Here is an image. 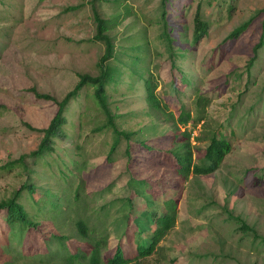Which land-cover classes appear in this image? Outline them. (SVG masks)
Segmentation results:
<instances>
[{
    "label": "trees",
    "instance_id": "1",
    "mask_svg": "<svg viewBox=\"0 0 264 264\" xmlns=\"http://www.w3.org/2000/svg\"><path fill=\"white\" fill-rule=\"evenodd\" d=\"M101 1L88 0L95 26L88 41L104 46L95 64L96 74H79L76 84L61 100L39 93L34 87L28 89L37 100L53 103L56 111L45 128L27 126L42 134L35 150L0 166V174L18 171L21 177L9 197L0 200V264H142L157 253L159 243L175 227L178 203L190 176L216 172L232 150L229 137L234 136V129L248 124L254 108L259 107V112L264 107V84L259 83V92L254 93L255 101L245 115H236L235 105L224 119L209 111L211 99L201 92L194 72L185 69L183 63L191 55V48L208 35L209 24L201 18L200 2L192 16L190 35L179 13L187 10L190 0H160L159 16L149 22L150 28L158 30L155 37L163 46L155 55L161 57L169 73L168 82L158 93L156 76L150 70L152 50H141L136 43L127 46L129 40L124 35L130 28L125 27L117 35L120 21L103 16ZM216 1L219 10L224 9L229 18L233 6H227L228 0ZM84 5L68 7L65 12H75ZM255 17L233 30L227 39L238 38ZM261 28L253 55L245 65L250 79L240 97L248 91L252 82L250 71L264 47V23ZM126 72L131 79L129 87L136 79L143 82L145 115L150 118L135 130L121 128L118 121L125 116L112 113L109 107L108 88L119 87ZM235 73L234 81L240 82L242 72ZM185 88L191 89L189 106L183 100L187 97ZM81 95L89 100L79 101L84 109L77 107L76 125L69 121L68 108ZM168 95L178 107L176 116L164 102L163 97ZM93 110L96 116L91 119L89 133H110L104 162L110 170L120 163V170L113 182L92 194L85 186L88 164L80 153L82 130L78 124ZM68 125L74 129V137L66 134L64 128ZM232 180L240 183L242 179L235 176ZM118 182L123 194L105 199L104 194L112 193ZM233 220L253 243L264 245V238L252 228L239 218Z\"/></svg>",
    "mask_w": 264,
    "mask_h": 264
},
{
    "label": "rangeland",
    "instance_id": "2",
    "mask_svg": "<svg viewBox=\"0 0 264 264\" xmlns=\"http://www.w3.org/2000/svg\"><path fill=\"white\" fill-rule=\"evenodd\" d=\"M199 2L201 18L209 24V31L191 48V55L183 62L184 68L194 72L201 92L211 99L208 109L212 114L224 119L235 105L236 115L243 116L255 101L259 83L264 84L262 47L250 71L252 85H247L248 91L242 97L239 95L250 79L245 65L262 32L264 13L259 11L264 10V0H228L227 6H233L229 18L224 9L216 6V0H190L186 11H179L188 35ZM88 3V0H0V166L35 150L42 134L27 126L45 128L56 111L53 103L37 100L29 88L61 100L76 84L79 74H96L95 64L104 46L88 41L95 33ZM159 3L160 0H102L99 3L106 19H119L117 35L125 27L130 28L124 35L129 40L127 46L136 43L141 50H152L150 70L156 76L158 93L169 80L167 65L155 55L156 50L163 49L155 37L158 30L150 28L149 23L159 16ZM81 4L85 5L80 10L65 12L66 8ZM253 16L255 19L238 38L227 39ZM235 72H242L240 82L234 81ZM130 80L126 72L119 87L108 88L110 110L125 116L123 121H118L125 130H135L150 120L145 115L143 82L136 79L129 87ZM185 90L187 97L183 100L189 106L191 89ZM163 99L176 116L178 107L173 98L168 95ZM88 100L86 95H81L80 100L71 101L69 121L77 125V114L74 115L77 107L84 109L79 101ZM258 108L252 110L248 124L242 123L234 129V136L229 137L232 150L221 167L207 176H190L178 203L175 227L159 243L157 253L142 264H264V245L253 243L233 220L239 218L264 238V107L259 112ZM72 113L74 116L70 117ZM131 113L136 115L130 116ZM95 116L93 110L78 124L82 130L80 153L88 164L84 172L85 186L92 194L113 182L120 170V163L110 170L104 162L110 133L93 136L89 133ZM98 117L102 118L99 114ZM64 129L74 137L70 125ZM17 172L0 174V200L9 197L19 185L21 177ZM235 176L242 179L240 183L233 182ZM120 187L118 182L112 193L104 194L105 199L123 194Z\"/></svg>",
    "mask_w": 264,
    "mask_h": 264
}]
</instances>
